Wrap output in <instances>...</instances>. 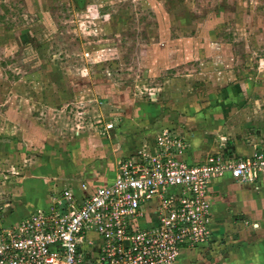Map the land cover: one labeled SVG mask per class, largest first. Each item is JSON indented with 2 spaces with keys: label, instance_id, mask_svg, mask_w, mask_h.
Wrapping results in <instances>:
<instances>
[{
  "label": "rangeland",
  "instance_id": "obj_1",
  "mask_svg": "<svg viewBox=\"0 0 264 264\" xmlns=\"http://www.w3.org/2000/svg\"><path fill=\"white\" fill-rule=\"evenodd\" d=\"M165 130L188 161L264 152V0H0V231ZM215 183L176 264H264V175Z\"/></svg>",
  "mask_w": 264,
  "mask_h": 264
},
{
  "label": "built area",
  "instance_id": "obj_2",
  "mask_svg": "<svg viewBox=\"0 0 264 264\" xmlns=\"http://www.w3.org/2000/svg\"><path fill=\"white\" fill-rule=\"evenodd\" d=\"M154 146L122 163L111 183L65 188L0 231V264H175L211 239L213 182L264 175V152L190 162L167 130Z\"/></svg>",
  "mask_w": 264,
  "mask_h": 264
},
{
  "label": "crops",
  "instance_id": "obj_3",
  "mask_svg": "<svg viewBox=\"0 0 264 264\" xmlns=\"http://www.w3.org/2000/svg\"><path fill=\"white\" fill-rule=\"evenodd\" d=\"M244 156V155H243ZM190 162H194L193 159H190ZM116 173L113 174L111 177H109V181H106V182H103L104 184L102 185H106V184H109L113 181L114 177H115ZM263 180V179H262ZM261 180H259L258 183H255V184H252V185H258V184H261L260 183ZM101 185V186H102ZM97 187V186H96ZM216 188V183L213 182V184L210 186V193H211V196L213 194V192H215V189ZM32 206V204H31ZM27 207V206H22L19 208V211L16 212L13 216H9L7 218V222L3 221L4 224L6 226H9V225H16L18 224L19 222H21L24 218H26L27 216H29L31 213H33L34 211H36V209H34L33 207ZM48 205H46V201H41V202H36V207H38V209H44L46 208ZM213 209H214V205H213V201H212V215H213ZM1 226V225H0ZM214 230L216 231V227L214 226L213 224V216H212V222H211V233L213 234ZM177 263V262H176ZM175 263V264H176Z\"/></svg>",
  "mask_w": 264,
  "mask_h": 264
}]
</instances>
